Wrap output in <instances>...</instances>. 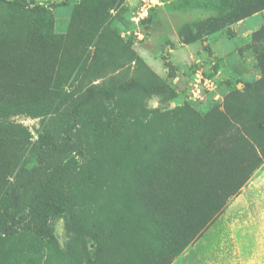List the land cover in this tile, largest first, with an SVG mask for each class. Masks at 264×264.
<instances>
[{
    "label": "rangeland",
    "instance_id": "rangeland-1",
    "mask_svg": "<svg viewBox=\"0 0 264 264\" xmlns=\"http://www.w3.org/2000/svg\"><path fill=\"white\" fill-rule=\"evenodd\" d=\"M224 3L0 0V264H205L227 232L243 264H264V0L201 34ZM165 62L166 93L90 96L165 83ZM203 167L255 169L170 254L160 225L190 204L199 219ZM13 214L31 228L5 237Z\"/></svg>",
    "mask_w": 264,
    "mask_h": 264
},
{
    "label": "trees",
    "instance_id": "trees-1",
    "mask_svg": "<svg viewBox=\"0 0 264 264\" xmlns=\"http://www.w3.org/2000/svg\"><path fill=\"white\" fill-rule=\"evenodd\" d=\"M225 5H230L231 10L226 13L225 16H223L218 21L213 22H207L204 23L202 26L201 34L204 33H210L218 30L222 23L224 21L229 22H236L240 16L243 15L245 3L248 0H223ZM196 35L190 34L187 38L186 42H193L196 40ZM165 66L168 68V74L165 83L153 85V86H144L142 84L136 83L134 81H130L126 83L125 85H119L117 87H113L110 91H90V96L100 93L105 98L109 99L111 98L117 91L120 92H128L131 89H140L144 92H147L149 94L153 95H161L163 93H166L171 90V82L174 80L175 76V70L171 66L169 62H165ZM246 119L248 120L249 125L257 126L259 125V120L256 118L259 117L257 114L254 113V115L250 116L246 112ZM252 117V118H251ZM261 124V123H260ZM259 129L262 131L264 130V125L261 124V127L259 126ZM257 131V129H256ZM258 132V131H257ZM40 140L45 145H50L49 142V136H42L40 137ZM257 158V157H256ZM42 161L40 158L37 159V163L35 167L31 170V177L27 179V184H32L34 182V176L38 173L40 167H41ZM247 171L244 172V170L239 171L237 174L238 176L233 175V170H224L222 168L219 171L214 172L213 170L208 169L207 167H203L202 169V175L204 179V185L203 190L199 194V202L196 203L197 205H201V216H199V219L195 216L196 208L193 204H190L186 208H182L181 210L178 209H172L171 215L163 221V223L160 225V232L164 234V241L165 245L168 250H170V254L172 252L173 255L177 254V251L183 249L186 247L194 238V236L197 234V232L207 223H209L215 215L218 214L220 208L224 205L226 199L233 195V192L235 190H238L243 183L247 180L251 172L255 169V167H246ZM229 177L235 178L236 185L234 187V191L230 193L224 192V184L227 180H229ZM215 183V184H213ZM213 199V205H211L210 199ZM10 199L12 200L14 206H16L17 203V197L14 193H11ZM181 208V207H180ZM9 224L1 230V233L4 234L5 237H9L10 235L14 234L15 232H18L20 229V226L23 227V229H29L30 225L28 222H26L22 217L16 216V215H9L8 217ZM187 230L183 237L181 239L176 240V231L177 228L184 222H187ZM27 223V224H26ZM186 226V224H185ZM175 247V249H173ZM174 250V251H173ZM171 256V255H170ZM167 261V260H166ZM90 264H96L94 261ZM163 264H167V262H163Z\"/></svg>",
    "mask_w": 264,
    "mask_h": 264
},
{
    "label": "crops",
    "instance_id": "crops-1",
    "mask_svg": "<svg viewBox=\"0 0 264 264\" xmlns=\"http://www.w3.org/2000/svg\"><path fill=\"white\" fill-rule=\"evenodd\" d=\"M225 240V244L218 245L217 249L204 255L205 264H214L216 259H221L218 264H243L230 233H225Z\"/></svg>",
    "mask_w": 264,
    "mask_h": 264
}]
</instances>
